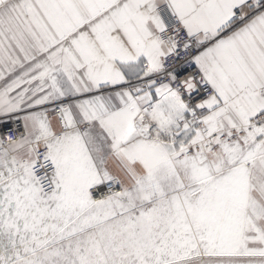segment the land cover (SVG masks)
<instances>
[{"label": "snow or ice", "instance_id": "obj_1", "mask_svg": "<svg viewBox=\"0 0 264 264\" xmlns=\"http://www.w3.org/2000/svg\"><path fill=\"white\" fill-rule=\"evenodd\" d=\"M0 264H264V0H0Z\"/></svg>", "mask_w": 264, "mask_h": 264}]
</instances>
